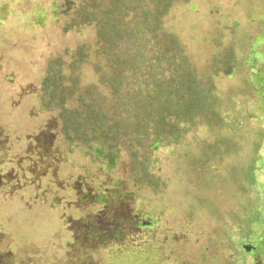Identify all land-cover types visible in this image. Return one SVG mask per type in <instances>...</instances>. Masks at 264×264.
I'll return each mask as SVG.
<instances>
[{
	"label": "rangeland",
	"instance_id": "1",
	"mask_svg": "<svg viewBox=\"0 0 264 264\" xmlns=\"http://www.w3.org/2000/svg\"><path fill=\"white\" fill-rule=\"evenodd\" d=\"M0 264H264V0H0Z\"/></svg>",
	"mask_w": 264,
	"mask_h": 264
}]
</instances>
